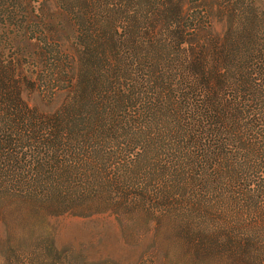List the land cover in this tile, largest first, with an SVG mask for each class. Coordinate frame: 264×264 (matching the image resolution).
Segmentation results:
<instances>
[{"label": "trees", "instance_id": "trees-1", "mask_svg": "<svg viewBox=\"0 0 264 264\" xmlns=\"http://www.w3.org/2000/svg\"><path fill=\"white\" fill-rule=\"evenodd\" d=\"M97 213L132 264H264L257 0H0V221Z\"/></svg>", "mask_w": 264, "mask_h": 264}, {"label": "rangeland", "instance_id": "rangeland-1", "mask_svg": "<svg viewBox=\"0 0 264 264\" xmlns=\"http://www.w3.org/2000/svg\"><path fill=\"white\" fill-rule=\"evenodd\" d=\"M257 2L260 7L264 6V0ZM30 100L42 107L40 98L34 94ZM35 222L26 224L19 236L14 237L7 233L9 231L0 221V264L9 262L8 258L3 262V252L10 238L19 239L23 246H27L29 255L26 252L24 256L27 264H49L52 260L55 264H132L150 248L149 236H145L141 244L137 243V229L142 223L120 222L109 213L87 216L63 214ZM44 235L50 236V244ZM17 246L12 250H17ZM22 253L18 250L9 252L11 262L15 263L18 259L15 256Z\"/></svg>", "mask_w": 264, "mask_h": 264}]
</instances>
